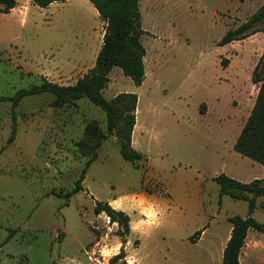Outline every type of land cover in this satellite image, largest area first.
I'll return each instance as SVG.
<instances>
[{"label": "rangeland", "instance_id": "rangeland-1", "mask_svg": "<svg viewBox=\"0 0 264 264\" xmlns=\"http://www.w3.org/2000/svg\"><path fill=\"white\" fill-rule=\"evenodd\" d=\"M262 5L264 0H140L145 79L137 86L116 66L103 91L107 99L138 94L132 146L144 154L140 161L124 159L115 136L93 149L107 133V117L87 98L59 103L50 92L23 97L8 144L13 107L0 101V264H130L125 248L117 258L119 224L94 206L102 201L115 208L114 200L142 192L164 205L158 223L140 233L141 247L130 246L138 264H223L215 246L232 226L229 217L246 216L249 204L221 194L214 177L226 173L248 183L264 169L234 148L259 90L252 73L264 52V22L245 39L219 41ZM104 30L89 0L47 7L18 0L10 12H0V95L14 96L43 80L75 83L95 64ZM223 58L229 59L225 65ZM92 156L84 189L67 199ZM197 188H203L202 217L197 209L179 211ZM253 216L264 224V196ZM202 228V240L192 241ZM244 246L243 264H264V231L251 229Z\"/></svg>", "mask_w": 264, "mask_h": 264}, {"label": "trees", "instance_id": "trees-1", "mask_svg": "<svg viewBox=\"0 0 264 264\" xmlns=\"http://www.w3.org/2000/svg\"><path fill=\"white\" fill-rule=\"evenodd\" d=\"M54 1L66 0H32L39 7H47ZM89 1L95 6L105 24L103 43L97 54L95 64L73 84L65 85L43 80L28 88L19 89L14 96L0 95V101H11L13 107V126L7 144L12 143L15 139L14 108L20 103V100L29 95L50 92L57 97L59 103L87 98L102 108L107 117V133L98 136L99 142L97 141L93 149L100 145V140L115 136L123 158L137 162L144 158V154L132 146L138 94L120 92L111 99H107L103 95V91L108 86L110 73L116 66L120 67L125 75L131 77L137 86L141 85L145 79L144 57L146 48L141 41V36L147 31L142 24L140 0ZM17 3L18 0H0V12H10ZM262 22H264V5L245 22L235 28H230L219 41V45H225L234 40H242L261 31L262 29L258 28V25ZM228 60V58H223L222 64L225 65ZM252 82L259 85V90L255 104L237 137L234 148L242 156L249 157L264 165V52L253 70ZM92 160H94V156L87 160L86 167L76 179L73 189L66 195L67 199L84 189L82 182ZM214 180L220 185L221 194L230 195L235 199H244L249 204V212L246 216L236 214L229 217V221L232 223V232L223 252V264H240V254L246 243L248 231L250 229L264 231V224L253 216L257 197L264 196V178H256L251 182L244 183L226 173H221L215 176ZM94 212L96 214L105 212L111 222H117L120 226L119 234L123 237V242H126L125 237L130 233L131 220L128 213L114 208L109 202L102 201L95 202ZM204 229L196 231L191 239L194 240L199 237ZM14 232L15 230H10L8 238ZM123 254L124 246H122L117 258ZM123 264L127 263L124 262Z\"/></svg>", "mask_w": 264, "mask_h": 264}, {"label": "crops", "instance_id": "crops-1", "mask_svg": "<svg viewBox=\"0 0 264 264\" xmlns=\"http://www.w3.org/2000/svg\"><path fill=\"white\" fill-rule=\"evenodd\" d=\"M136 112H137V109H136ZM136 121H137V119H136ZM134 128H135V126H134ZM132 136H133V133H132ZM132 144H133V138H132ZM144 160H147V159H144ZM255 162H257V161H255ZM262 173L263 174H261L262 176L260 178H264V169H262ZM254 179H256V178H254ZM164 189L166 190L165 187H163V191H164ZM161 193H163V192L155 193V194L159 195ZM142 197L144 198L143 204L140 203V201H139L140 198H142ZM258 198L259 197H257V199ZM257 199H256V203H257ZM114 201L116 202L114 205L115 208L123 210L130 215V218H131V220H130V233L125 237L126 242L125 243L123 242V246H124L126 252L128 253V255H127L128 258L131 260V261L129 260V263L130 264H138L137 258H135L133 255L130 254V250H129L130 246H134V249H139L141 247L143 242H142V239H139L140 233L144 232L143 234L146 235L148 233L147 225L151 224V223H156V222L158 223L159 212L161 211L162 206L164 205V202L162 200H160L158 197H155V196L153 197V195L148 194L147 192H142L140 194L133 193L132 195L125 196L123 199L114 200ZM167 207H168L167 210L172 211L173 206L171 204H169ZM189 209H190V212L191 211L195 212L197 209V211H199L200 214L198 215V213H197L196 217H202V213H203V209H204L203 188H197L195 191V194L193 195V199L185 204L184 210H179V211H183L184 213H186ZM134 216H135V218H134ZM179 218L180 219L184 218V219L190 220V218L186 217V215H182V217H179ZM179 218H176V219L178 220ZM176 219L174 221L172 220V222H171L172 226L171 227L177 226ZM204 231L205 230H203V232L201 233V235L199 237H197L196 239H194L192 241H196V242L201 241L203 236H204ZM231 232H232V226H230L228 231L225 232V234L219 238V244H217L215 246L218 248L217 250L222 254H223L224 249L227 245V242L229 241V239L231 237ZM250 234H251V229L248 231L247 238H246V244H249ZM135 237H136L135 240L138 241V244H136V245L133 244V242L135 241L133 238H135ZM254 237L258 238L259 236L254 234L253 238ZM179 239L183 240L184 238L179 236ZM211 244L213 245V242ZM244 248H245V246H243V248L241 250L240 264H243L242 251L244 250ZM210 251H213L212 248H210Z\"/></svg>", "mask_w": 264, "mask_h": 264}]
</instances>
